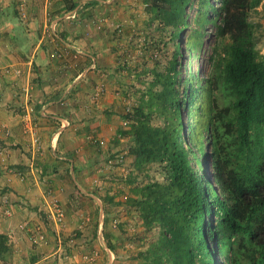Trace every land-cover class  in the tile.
Masks as SVG:
<instances>
[{"label":"trees","instance_id":"16d2710c","mask_svg":"<svg viewBox=\"0 0 264 264\" xmlns=\"http://www.w3.org/2000/svg\"><path fill=\"white\" fill-rule=\"evenodd\" d=\"M193 2L197 27L185 45L197 49L209 23L221 41L208 58L205 76L180 81L177 57ZM260 2L146 0L152 19L170 27V39L176 40L168 64L140 90L139 102L126 116L129 129L122 132L133 140L128 154L134 169L157 165L162 175V180L141 184L128 179L134 186L130 207L146 230L158 228L156 239L139 256L147 264H264V53L250 20ZM78 6L67 3L63 11L77 8L81 13ZM180 83L185 85L182 95ZM154 118L161 124H154ZM72 156L65 157V171L71 167L74 174ZM50 168L41 170L47 184L53 174L61 178L56 166ZM105 241L115 254L109 238ZM6 250V237L0 234V259Z\"/></svg>","mask_w":264,"mask_h":264},{"label":"rangeland","instance_id":"374dc122","mask_svg":"<svg viewBox=\"0 0 264 264\" xmlns=\"http://www.w3.org/2000/svg\"><path fill=\"white\" fill-rule=\"evenodd\" d=\"M37 2L45 5L42 13L37 12V17L40 19L42 16L46 23V44L56 43L57 38L54 39V34L57 32L61 34L66 28L61 27L62 25L54 26L51 22L54 16L69 18L76 23L73 33H76L77 47L79 51L86 53L81 55L78 52L77 55L83 57L77 59V63H84L90 68V71L86 69L84 73L74 74H81L75 84H78L79 89L76 94L82 95L79 97L81 100L86 95H91L84 99L83 104L77 101L78 104L71 102L70 105H61V111L73 114V118H76L74 123L76 125L73 127L85 130L90 137V143L85 142L88 139L79 140L84 154L81 151L78 153L67 151L73 154L71 157L73 163L84 164L81 167L77 165L78 168L74 165L79 169V174H75L74 180L80 184V187L75 189L72 187L70 172L65 171L69 163L63 158L68 155L65 152L69 150L66 140L68 135L62 137L60 142L63 149L60 153L56 150L57 155L55 154L57 157L59 154L61 158L52 163L60 168L63 166V176L57 178L60 187L48 186L47 190L51 194L50 202L52 196L56 195L53 191L59 189V195L56 197L63 208L65 205L64 217L58 221L48 216L49 213H44L45 217L43 215L40 217L41 227L38 226L40 228H37L35 233L24 229L28 233V240L31 242L29 244L39 250V256H47L42 264H147V259L139 256L156 239L158 228L146 230L133 211L134 207H130L127 199L132 196L131 189L134 186L128 183V179L136 178V184H141L151 181L150 179L162 180V175L157 165L147 167L142 172L134 169L132 156L128 154L133 140L130 135H123L122 132L129 129L126 116L139 102L140 90L145 86L149 87L148 83L152 81L153 73L161 72L172 57L176 42L175 39H170L172 29L164 28L158 20L152 19L146 0H37ZM71 2L81 4L82 12L73 11L65 14L67 12H64L63 8ZM16 10L21 19L24 16L23 11ZM196 10L197 2H193L188 9L189 26L182 38V55L177 57L180 81L190 77H194L195 81L205 76L210 67L208 58L213 53V48L221 41L216 27L209 23L202 29L198 48L193 51L188 49L185 45L186 38L197 27ZM30 15L35 16L29 12V17ZM59 20L63 22V19ZM250 20L255 25L257 48L264 53V0H261L256 11L251 14ZM3 23L6 22L3 20ZM33 31L35 33L34 27ZM3 32L6 37L5 34H8L6 27ZM221 50L219 47L217 52ZM145 68L150 69V72ZM137 72L142 73L139 79L136 77ZM184 86L183 83L179 85L181 95ZM15 108L18 112H27L24 107ZM181 117L185 121L184 109L181 110ZM84 121L87 130L85 127H78ZM152 121L154 124H161L159 119L154 118ZM37 122L38 119H31L30 124H27L33 132L36 125L38 126ZM45 150V161L50 158L49 156L56 157L51 150V154L48 149ZM46 163L48 164L47 161ZM191 164L194 168L198 167L193 160ZM207 169L210 170V165ZM64 183L67 185L64 186ZM68 194L69 200L65 202ZM30 234H34V241L29 238ZM105 238H109L115 254L107 248ZM28 262L23 258H20L19 262L4 258L1 264Z\"/></svg>","mask_w":264,"mask_h":264},{"label":"crops","instance_id":"0c3cea01","mask_svg":"<svg viewBox=\"0 0 264 264\" xmlns=\"http://www.w3.org/2000/svg\"><path fill=\"white\" fill-rule=\"evenodd\" d=\"M44 7L37 0H0V234L6 237L7 250L3 254L4 258L18 262L23 258L29 261L28 264H42L47 256H39V250L29 244L28 233L18 226L25 223L28 230L35 233L42 224L40 217H45L44 213L48 214L50 208L51 194L48 193V186L60 187L56 174H53L54 179L50 184L46 183V177L41 174L43 167L51 170L52 163L61 158L59 154L54 158L49 156L47 164L45 149L49 150V154L50 150L54 155L56 150L60 153L63 149L60 141L66 135L69 149L66 153L81 151L84 154L79 140L88 139L85 142L90 143L85 130L73 127L76 125L73 114L61 111V105H70L71 102L83 104L84 99L91 95H86L81 100L79 97L82 95L76 94L79 89L78 84H75L81 74H74L90 69L84 63H77V59H81V55L86 53L78 50L76 33H73L76 23L69 18L54 16L51 20L54 26L56 24L66 28L63 33L54 34L56 43L48 45L45 41L46 23L42 16L40 19L37 17V12L42 13ZM16 9L23 11L21 19ZM75 9L65 14H70ZM28 11L35 16L29 17ZM59 19H63V22ZM5 27L8 31L6 37L3 32ZM78 52L81 55H77ZM16 106L26 108L27 112L16 111ZM31 119H38L34 132L27 125ZM85 125L86 121L78 127H85L87 130ZM73 164L76 167L84 165ZM58 169L60 176H63V166ZM70 173L73 177L71 167ZM75 174H79V169L74 176ZM72 181V187L78 189L80 184L76 180ZM67 184L64 183V186ZM53 192L59 195L58 188ZM69 197L68 194L65 202ZM3 198L7 200L6 205ZM5 207L10 209L8 216L3 213ZM60 207L64 211L65 205L63 208L60 204ZM2 260L0 259V264Z\"/></svg>","mask_w":264,"mask_h":264},{"label":"built area","instance_id":"2783aa9c","mask_svg":"<svg viewBox=\"0 0 264 264\" xmlns=\"http://www.w3.org/2000/svg\"><path fill=\"white\" fill-rule=\"evenodd\" d=\"M4 205H6L7 200L5 198L2 199ZM4 214H6L7 216L10 215V209L8 207L4 208L3 211ZM50 217H52L53 219H57L58 221H61L64 217V211L62 210V208L60 207V203H59V199L53 195L52 199L50 200V208L48 211ZM21 230H24L26 228V230H28L27 228V224L25 223H21L18 226ZM34 234H30L29 238L32 239L34 241ZM40 237L38 236V239Z\"/></svg>","mask_w":264,"mask_h":264}]
</instances>
